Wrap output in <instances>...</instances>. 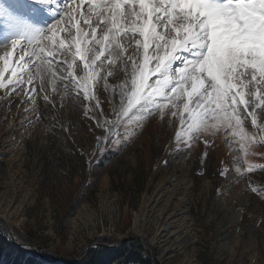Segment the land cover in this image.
<instances>
[{"label": "rangeland", "instance_id": "374dc122", "mask_svg": "<svg viewBox=\"0 0 264 264\" xmlns=\"http://www.w3.org/2000/svg\"><path fill=\"white\" fill-rule=\"evenodd\" d=\"M14 1L0 0V55L12 39L45 34L39 47L52 72L37 75L30 66L36 79L31 89L20 86L27 95L20 88L13 92L12 85L0 89V226L6 237L64 264H77L101 239L113 248L131 238L153 264H264V134L251 118L243 126L256 140L246 150L222 127L189 140L183 100L173 108L158 98L168 105L162 111L156 104L133 109L134 119L113 126L120 86L130 81L122 61L109 64L102 57L103 66H93L100 72L90 88L95 100L84 99L67 70L80 0H69V6L66 0L50 6ZM87 8L85 0L80 11ZM52 24L55 43L63 39L65 49L52 48L47 39ZM121 43L126 58L135 45L123 38ZM50 49L54 56L47 55ZM11 59L18 61L16 52ZM73 73L84 75L79 59ZM10 76L6 71L5 81ZM157 78L146 83L155 86Z\"/></svg>", "mask_w": 264, "mask_h": 264}, {"label": "snow or ice", "instance_id": "6c2138e0", "mask_svg": "<svg viewBox=\"0 0 264 264\" xmlns=\"http://www.w3.org/2000/svg\"><path fill=\"white\" fill-rule=\"evenodd\" d=\"M84 2L74 4L75 13L80 15L75 20L76 34L68 40L75 52L71 53V47L66 49L72 55L67 70L72 82L83 91L84 99L95 100L90 88L100 72L93 66L98 61L103 66L102 57L109 64L122 61L130 81L126 78L120 86L121 105L113 126L124 117L134 119L133 109L142 112L156 104L162 111L168 105L157 103L159 98L168 100L173 108H178L176 101H184L188 130L193 133L189 140L202 131L222 127L230 129L241 150H246L256 140L243 126L247 117L264 134V122L258 123L264 120V0H88L86 14L80 11ZM37 3L50 6L52 0ZM64 3L69 6V0ZM73 18L70 15L68 21ZM82 25H87V30ZM53 29L56 24L47 31ZM44 36L12 39L3 47L0 89L7 90L12 85L14 92L24 83L32 84L36 76L30 66L37 67V75L52 72V61L44 59L45 50L39 47ZM55 38V31L47 37L52 48L65 49V41L61 39L56 44ZM122 38L135 45L126 58ZM13 52L19 57L16 62L11 59ZM47 55L54 56L55 52L50 49ZM77 59L84 68L79 79L73 73ZM33 60L41 63L32 65ZM151 62L153 67L147 68ZM9 70L11 76L5 81ZM152 75L158 77L155 86L146 83ZM20 91L27 95L25 89ZM29 99L34 101V97ZM185 122L181 120L182 124ZM108 132L111 133L110 128ZM252 168L249 164L248 171Z\"/></svg>", "mask_w": 264, "mask_h": 264}, {"label": "trees", "instance_id": "16d2710c", "mask_svg": "<svg viewBox=\"0 0 264 264\" xmlns=\"http://www.w3.org/2000/svg\"><path fill=\"white\" fill-rule=\"evenodd\" d=\"M101 239L100 245L89 249L77 264H153L144 254L143 247L135 238L122 241L116 248ZM0 264H64L54 262L35 251L28 252L6 237L0 226ZM72 264V263H67Z\"/></svg>", "mask_w": 264, "mask_h": 264}, {"label": "bare ground", "instance_id": "6f19581e", "mask_svg": "<svg viewBox=\"0 0 264 264\" xmlns=\"http://www.w3.org/2000/svg\"><path fill=\"white\" fill-rule=\"evenodd\" d=\"M16 2L18 1V0H15ZM14 1V2H15ZM0 10H1V7H0ZM1 12V11H0ZM151 67V63H149L148 65H147V68H150ZM147 68H146V70H145V74L147 75ZM35 81V80H34ZM34 81L32 82V84L34 83ZM32 84H28V83H26V85H27V87L29 88V89H31V85ZM5 136H7V134L5 135ZM4 195L2 194V193H0V201L2 200V197H3ZM5 198V197H4ZM6 199V198H5ZM9 204V203H8ZM5 216V215H4ZM135 224L137 225L138 224V221H136L135 222Z\"/></svg>", "mask_w": 264, "mask_h": 264}, {"label": "water", "instance_id": "95a60500", "mask_svg": "<svg viewBox=\"0 0 264 264\" xmlns=\"http://www.w3.org/2000/svg\"><path fill=\"white\" fill-rule=\"evenodd\" d=\"M119 244V243H118ZM118 244H116L115 246H112L113 248H116L118 246Z\"/></svg>", "mask_w": 264, "mask_h": 264}]
</instances>
